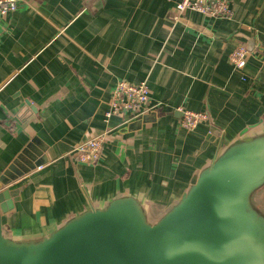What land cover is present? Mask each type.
Segmentation results:
<instances>
[{"label":"crops","instance_id":"1","mask_svg":"<svg viewBox=\"0 0 264 264\" xmlns=\"http://www.w3.org/2000/svg\"><path fill=\"white\" fill-rule=\"evenodd\" d=\"M181 0H21L0 19V176L33 140L47 157L9 186L3 213L17 235L44 232L89 201L130 191L155 213L171 204L193 173L230 138L264 116V0H231V19L188 11ZM251 50L245 69L229 56ZM119 80L146 82L155 113L146 122L105 120ZM182 110L208 112L195 130ZM107 132L96 164L73 156ZM264 202V195L261 197Z\"/></svg>","mask_w":264,"mask_h":264},{"label":"water","instance_id":"2","mask_svg":"<svg viewBox=\"0 0 264 264\" xmlns=\"http://www.w3.org/2000/svg\"><path fill=\"white\" fill-rule=\"evenodd\" d=\"M32 144L46 150L39 139ZM32 144L0 176V264H264V116L222 137L159 213L125 191L89 201L44 232L17 235L2 215L19 194L11 183L47 161Z\"/></svg>","mask_w":264,"mask_h":264},{"label":"built area","instance_id":"3","mask_svg":"<svg viewBox=\"0 0 264 264\" xmlns=\"http://www.w3.org/2000/svg\"><path fill=\"white\" fill-rule=\"evenodd\" d=\"M21 0H0V19L14 13ZM174 18L183 20L188 11L200 13L209 18L231 19L234 10L231 0H181L175 5ZM250 51L245 45L237 46L229 56L231 65L239 70L245 69ZM157 104L151 100V91L146 82L132 83L119 80L111 90L109 108L105 112V120L113 117H126V122L141 119L148 113H155ZM181 127L188 131L195 130L200 124L208 123V112L182 110ZM107 132L79 143L73 150L75 160L81 164H96L103 153Z\"/></svg>","mask_w":264,"mask_h":264}]
</instances>
